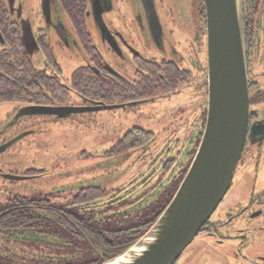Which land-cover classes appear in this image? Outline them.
Listing matches in <instances>:
<instances>
[{
	"label": "flooded vegetation",
	"instance_id": "obj_1",
	"mask_svg": "<svg viewBox=\"0 0 264 264\" xmlns=\"http://www.w3.org/2000/svg\"><path fill=\"white\" fill-rule=\"evenodd\" d=\"M96 1L103 5V0ZM241 1L249 91V117L245 143L234 171L231 186L214 214L223 204L221 210L215 215L214 219L212 218L214 214L212 215L195 239V242L198 239L197 249L199 251L188 252L182 260L181 257L179 258L178 262L181 260L184 264H195V259L200 256L204 257L206 263L216 262L222 264L223 261L226 262L228 259L233 258V255L238 261L241 259L251 261L253 260L250 258L251 256H246L244 251L247 247L253 245L251 241L253 236L264 231V0ZM110 3L108 9L103 7L104 10L101 11L104 28L94 20L97 12L92 10L90 0H49V11L44 9L45 6L42 4V0H34L33 11L31 9L30 13L27 12L28 5L25 0H0V34L1 37L3 36V42L0 41V45L3 46L0 48V52H6L3 55L4 58L12 57L17 58L19 62H30L35 68V62L40 63L43 67L41 69L36 68L37 70L61 81L62 69L58 58H61L65 63L82 60L84 64L78 66L74 71L89 67L94 74L101 78L115 74L117 79L123 80L110 69V63H116L122 55L127 57L128 54H130L136 65V71L138 65L143 61H147V67L150 66L149 64L152 61L156 62L154 59L147 58L145 60L141 55L135 54L137 53V47L135 46L147 44V52L151 51L153 46L162 48L166 32V20H177L179 23L191 27H194L195 22L202 20V31L205 37L203 0H110ZM152 9L154 10L152 11ZM115 19H126L127 21L117 25ZM162 61L167 60L156 63ZM84 72L86 73L87 70H84ZM164 80L167 81L165 77L161 76L160 83L156 85L163 84ZM133 81L128 83H133ZM204 83L207 85V72ZM62 84L69 93L67 101L54 100L53 104L47 105L17 104L19 105L18 108L7 113L4 119L0 121V147L22 137L0 154V180L4 182H22L37 179L44 175L43 171L29 167L16 168L17 166L12 159L9 163L5 161L2 163L1 156L26 137L34 135L40 119L59 120L67 118H57L54 115H29L26 111L29 107L72 108L73 106L69 104L70 94L76 95L78 93L72 91L69 83H63L62 81ZM150 84L151 80L147 79V89L150 88ZM178 89L170 95L175 94ZM48 96H52V94H48ZM80 99L86 105L74 108L124 106L116 109L126 110L134 107L129 106L130 104L150 102L147 99V102L93 104L82 98ZM18 113H24V115L15 120ZM202 122L203 116H201L200 125H198L199 130L195 135L196 140L192 141V145H189L183 155L178 154L173 159H165L159 166L158 173L155 174L156 179L152 176L148 177L137 189L128 194L122 189L112 193L109 192L110 198L108 201H111V206H115L117 212H123L140 203H144L142 206L145 207L159 194L177 188L184 178L201 141L205 126L204 123L202 127ZM112 147L104 151L102 157L109 159L121 158L124 161L126 157L133 154L130 152L122 156L117 155L121 148H117L113 153L108 154L111 152ZM126 154H129V156H126ZM9 176L21 179L11 180L8 178ZM163 179L169 180V184L165 187L160 185ZM149 180H152L150 187L147 186ZM241 182H243V187L240 184ZM238 185L241 187L237 188ZM70 188L76 189L74 195L84 192L87 188L104 189L97 185H84L82 182L76 186H70ZM64 189L66 188L56 189L60 192L57 194H61ZM133 193H136V195L132 198ZM71 198L63 201H53L45 195H12L6 203L0 204V211H2L0 216L25 209H31L38 216L58 214L55 211L61 209L67 210L70 214V210L86 206V203L81 201L71 203ZM165 198L167 197L165 196ZM83 214H87V212L83 211ZM1 220L0 225L5 223L4 220ZM148 221L149 219H147ZM36 222L41 221L37 220ZM59 240L62 239L56 236H47L38 231L29 232L25 230L14 234L7 229H2L0 230V260L7 263V259L17 256L36 255L41 249L33 250L29 248V244H38L39 242L51 243L47 246V250L56 251L59 248L57 245ZM261 242L262 240L258 241L260 244ZM13 243L15 247L11 246ZM39 247L33 248L38 249ZM18 248L22 250H18ZM23 252H27L26 255ZM11 253L12 255H10ZM255 259L260 261L253 260V264H264L261 257Z\"/></svg>",
	"mask_w": 264,
	"mask_h": 264
},
{
	"label": "rangeland",
	"instance_id": "obj_2",
	"mask_svg": "<svg viewBox=\"0 0 264 264\" xmlns=\"http://www.w3.org/2000/svg\"><path fill=\"white\" fill-rule=\"evenodd\" d=\"M25 2L28 5L27 12L30 13L31 9L33 11L34 0ZM123 21L127 20L115 19L117 25H121ZM194 24V27H191L177 20L168 19L162 48L153 46L151 51L147 52V44L135 46L137 47L135 54L141 55L145 60L148 58L156 62L173 61L182 69L188 70L191 73L190 81L181 85L175 94L126 110L78 113L59 120L40 119L34 135L26 137L1 157L2 163L4 161L9 163L12 159L16 168L29 167L43 171L44 175L22 182L0 180V204L6 203L12 195H45L53 201L68 200L76 192V189H71L70 186H76L81 182L84 185L101 186L111 193L122 189L128 194L137 189L148 177L156 179L155 174L165 159H173L178 154L183 155L189 145H192V141L196 140L195 135L199 130L201 116L207 109V85L204 83L207 72L206 42L202 20ZM104 56L107 58L105 54ZM58 62L62 69L63 83H69L72 72L84 64L82 60L65 63L61 58H58ZM35 66L39 69L43 67L37 62ZM135 66L130 54L127 57L122 55L116 63H110V69L127 82L135 79ZM69 104L73 107L86 105L75 94H70ZM18 106L10 103L1 104L0 121ZM131 128L143 129L154 134L147 148L133 152L124 161L121 158L102 157L104 151L111 148L124 132ZM151 181H147L148 187L152 185ZM168 182L169 180L163 179L160 185L165 187ZM240 184L243 187V182ZM241 186L238 185L237 188ZM63 187L66 189L57 194L60 192L56 189ZM135 195L136 193H133L132 198ZM109 202L108 199H104L101 205ZM221 207L213 215V219ZM259 240H262L261 244L258 243ZM251 241L253 245L245 249V255L251 256L253 260L261 257L264 261V231L256 233ZM197 242L198 239L196 242L194 240L186 248L181 260L188 252L199 251ZM11 246L15 247L14 243ZM253 260L238 261L233 255V258L223 261L222 264H253ZM180 261L175 264H184ZM194 262L221 264L206 263L203 256L197 257Z\"/></svg>",
	"mask_w": 264,
	"mask_h": 264
},
{
	"label": "trees",
	"instance_id": "obj_3",
	"mask_svg": "<svg viewBox=\"0 0 264 264\" xmlns=\"http://www.w3.org/2000/svg\"><path fill=\"white\" fill-rule=\"evenodd\" d=\"M1 47L3 46L0 45ZM4 53L6 52H0V105L5 103L47 105L53 104L54 100L67 101L69 93L61 80L53 79L37 70L30 62H19L17 58L12 57L4 58ZM149 65L147 67V61L138 65L133 83L117 79L115 74L101 78L89 67L79 68L72 73L69 87L76 91L80 98L93 104H125L147 102V99L153 101L168 96L191 80V73L173 61L160 63L152 61ZM161 76L167 81L156 85L160 83ZM147 79L151 80L149 89ZM205 117L206 110L203 111L202 127ZM153 138L154 134L149 131L130 129L108 154L117 148H121V151L117 152L119 156L142 150L147 148ZM177 188L159 194L145 207L142 206L144 203H140L123 212H117L115 206H111V201L101 205L100 199L110 198L107 190L87 188L70 200L71 203L81 201L86 203V206L74 208L69 211L70 214L60 208V211H55L58 214L54 215L38 216L31 209H25L0 216V219L5 221L0 225V230L7 229L14 234L25 230L38 231L63 240L57 242L59 248L56 251L47 250V246L51 244L49 242L38 244L32 242L29 248L41 249L36 255L17 256L7 259V263L0 260V264H105L123 254L145 235L165 210ZM83 211L88 215L83 214ZM37 220L41 222H36ZM37 246L41 248H33ZM23 253L26 255L27 252ZM66 255L68 257L64 258Z\"/></svg>",
	"mask_w": 264,
	"mask_h": 264
},
{
	"label": "water",
	"instance_id": "obj_4",
	"mask_svg": "<svg viewBox=\"0 0 264 264\" xmlns=\"http://www.w3.org/2000/svg\"><path fill=\"white\" fill-rule=\"evenodd\" d=\"M48 2L42 0L47 11ZM203 3L207 112L197 152L171 201L156 222L131 248L105 264H174L201 232L231 186L243 151L249 117L242 1L203 0ZM90 4L92 10L97 12L94 20L105 28L101 11L109 8L110 0H103V5L90 0ZM0 41L3 42L1 34ZM140 104L137 102L129 106ZM123 107H29L26 111L29 115H54L62 118ZM21 115L24 113H18L15 120ZM20 139L22 137L0 147V154Z\"/></svg>",
	"mask_w": 264,
	"mask_h": 264
}]
</instances>
